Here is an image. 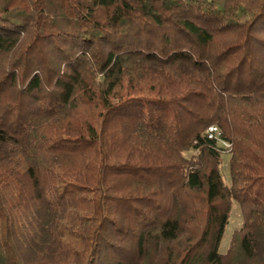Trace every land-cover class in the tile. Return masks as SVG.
I'll list each match as a JSON object with an SVG mask.
<instances>
[{
    "label": "trees",
    "instance_id": "1",
    "mask_svg": "<svg viewBox=\"0 0 264 264\" xmlns=\"http://www.w3.org/2000/svg\"><path fill=\"white\" fill-rule=\"evenodd\" d=\"M0 264H264V0H0Z\"/></svg>",
    "mask_w": 264,
    "mask_h": 264
},
{
    "label": "rangeland",
    "instance_id": "2",
    "mask_svg": "<svg viewBox=\"0 0 264 264\" xmlns=\"http://www.w3.org/2000/svg\"><path fill=\"white\" fill-rule=\"evenodd\" d=\"M219 145L222 149L221 151V170L224 176V181L226 184L231 183V177H230V169H229V162H230V148L223 142H219ZM196 154V151H193L192 154ZM191 155L190 153L188 156ZM243 224V215L240 208V205L237 201L233 202L232 211L229 219V223L225 229L224 236L222 238V241L219 246V252L225 253L227 249L229 248L232 235L235 230L240 228Z\"/></svg>",
    "mask_w": 264,
    "mask_h": 264
},
{
    "label": "built area",
    "instance_id": "3",
    "mask_svg": "<svg viewBox=\"0 0 264 264\" xmlns=\"http://www.w3.org/2000/svg\"><path fill=\"white\" fill-rule=\"evenodd\" d=\"M206 136L209 139H214V140L223 142L221 140V131H220L219 127L216 126V125H211V126L208 127V129L206 131ZM223 143H225L230 148V144H228L226 142H223Z\"/></svg>",
    "mask_w": 264,
    "mask_h": 264
}]
</instances>
